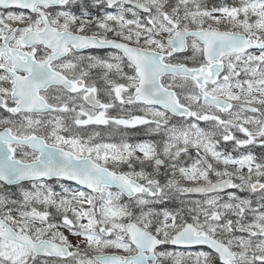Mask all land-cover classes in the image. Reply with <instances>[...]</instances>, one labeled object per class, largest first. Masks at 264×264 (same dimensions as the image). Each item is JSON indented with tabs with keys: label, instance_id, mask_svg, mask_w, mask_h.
Wrapping results in <instances>:
<instances>
[{
	"label": "snow or ice",
	"instance_id": "1",
	"mask_svg": "<svg viewBox=\"0 0 264 264\" xmlns=\"http://www.w3.org/2000/svg\"><path fill=\"white\" fill-rule=\"evenodd\" d=\"M0 264H264V0H0Z\"/></svg>",
	"mask_w": 264,
	"mask_h": 264
}]
</instances>
